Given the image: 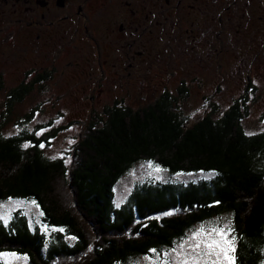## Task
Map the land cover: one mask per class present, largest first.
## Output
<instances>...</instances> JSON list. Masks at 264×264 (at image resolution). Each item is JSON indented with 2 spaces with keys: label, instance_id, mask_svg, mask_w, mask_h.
<instances>
[{
  "label": "rangeland",
  "instance_id": "rangeland-1",
  "mask_svg": "<svg viewBox=\"0 0 264 264\" xmlns=\"http://www.w3.org/2000/svg\"><path fill=\"white\" fill-rule=\"evenodd\" d=\"M133 1L141 5L152 0ZM90 2L81 16L75 11L65 19L64 13L60 17L61 11L55 15L52 10L42 22L40 11L28 9L30 3L17 8L14 0H0L4 10L0 12V118L7 113L2 124L5 136L23 130L41 135L54 126H66L44 154L70 163L86 128L100 127L106 120L107 107L139 108L165 93L176 98L173 109L189 124L208 113L218 118L236 99L246 96V132L264 131V29L244 16L246 0L232 5L222 19L214 16L213 22H207L209 28L200 25L194 14L187 16L173 8L161 14L156 9L149 19L142 13V25L137 20L130 25L132 17L126 6L119 4L116 13L99 17L95 12L98 4ZM121 23H126L123 31L119 30ZM137 25H141L139 29ZM190 28L196 33L187 32ZM23 84L31 85L30 92L8 113L11 92ZM34 109V119L27 122L26 115ZM209 178L210 174H174L151 162H140L115 187L114 204L122 207L135 188L147 182L186 185ZM32 202H1L0 220L8 224L21 211L33 230L51 238L55 229L46 225L40 207ZM226 225L231 228L228 239L234 241L235 249L232 219L222 216L197 223L171 247L117 264H227L201 255L203 245L196 248L200 237L194 236L201 228ZM0 261L29 264L26 256L11 252L0 253Z\"/></svg>",
  "mask_w": 264,
  "mask_h": 264
},
{
  "label": "trees",
  "instance_id": "trees-1",
  "mask_svg": "<svg viewBox=\"0 0 264 264\" xmlns=\"http://www.w3.org/2000/svg\"><path fill=\"white\" fill-rule=\"evenodd\" d=\"M27 86L11 92L8 113L30 92ZM246 98L236 99L218 118L208 113L193 124L179 117L169 93L139 108L107 107L106 120L86 128L70 163L44 154L66 126L41 135L23 130L5 136V112L0 118L5 120L0 123V203L35 201L55 233L47 238L33 230L18 211L10 223L0 220V253L26 256L29 264L125 263L171 247L197 223L229 216L237 263L262 264L264 131L246 132ZM36 110L26 115L27 122ZM140 162L211 178L186 185L147 182L116 207L115 187Z\"/></svg>",
  "mask_w": 264,
  "mask_h": 264
},
{
  "label": "flooded vegetation",
  "instance_id": "flooded-vegetation-1",
  "mask_svg": "<svg viewBox=\"0 0 264 264\" xmlns=\"http://www.w3.org/2000/svg\"><path fill=\"white\" fill-rule=\"evenodd\" d=\"M78 1L81 2L77 4L72 0H14V6L18 8L20 4L24 2L30 3L31 5L28 6V9L40 11V16L43 19L42 22H45L47 15L52 13V10L54 13L56 12L55 15L58 11H61L59 13L60 17H62L61 14L64 13L65 15L62 18L65 19L71 18L75 11L78 15H83L86 13L85 8L89 7L91 0ZM95 3L98 4L95 12L97 15L99 14V17H102L104 14L109 16L116 13L115 9L119 4H121V6H126L131 14L130 17H132L130 25H132L131 23H137V21H141L142 25V20L140 18L142 13L146 19H149L156 9L160 11V14L161 11L174 9L176 12H185L187 16L194 14L200 25L209 28L210 24L207 25V22H213L214 16H220L222 19L223 16L231 12L232 5L236 7L239 0H152L142 1L141 5L138 4V1L135 2L133 0H94V4ZM246 4L248 5V9L246 12H243L244 16L248 15V21L258 29L261 28V25L264 29V0H246ZM246 4L244 5L246 6ZM149 5L152 9H149ZM0 12L4 13V10L0 9ZM257 12L259 15L256 17L255 14ZM255 20L257 21L255 22ZM125 25L126 23H121L119 30L123 31ZM141 25H137V28L139 29ZM126 27H128V25ZM200 31L206 32L207 29L200 28ZM187 32L196 33L193 28H190ZM137 53L142 55L143 51Z\"/></svg>",
  "mask_w": 264,
  "mask_h": 264
},
{
  "label": "snow or ice",
  "instance_id": "snow-or-ice-1",
  "mask_svg": "<svg viewBox=\"0 0 264 264\" xmlns=\"http://www.w3.org/2000/svg\"><path fill=\"white\" fill-rule=\"evenodd\" d=\"M156 170L159 171L160 169L157 168ZM205 232L207 235H204ZM230 232L231 228L227 225L225 227L213 226L206 230L201 228L194 234V236L200 237L195 247L201 248L203 245L201 255L215 257L216 260L223 259L227 261V264H235L234 241L228 239Z\"/></svg>",
  "mask_w": 264,
  "mask_h": 264
}]
</instances>
